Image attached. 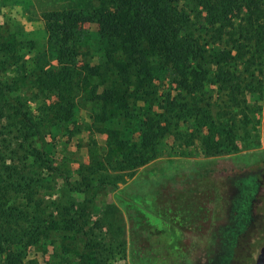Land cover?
Returning <instances> with one entry per match:
<instances>
[{
    "label": "trees",
    "instance_id": "obj_1",
    "mask_svg": "<svg viewBox=\"0 0 264 264\" xmlns=\"http://www.w3.org/2000/svg\"><path fill=\"white\" fill-rule=\"evenodd\" d=\"M262 4L263 0H96L88 8L50 15L47 21L54 27L57 49L66 59L44 62L26 75L50 101L43 99L46 109L38 118L13 93L14 83L9 81L7 69L20 51L18 42L12 35L1 36L0 202L22 213L23 202L35 195L42 178L38 169L51 160L40 140L45 127L63 130L67 139L82 128L105 134L103 145L96 140L87 144V164L79 165V180L72 182L68 174L48 166L64 179L69 191L84 194L106 185L100 170L143 165L158 155L164 138L176 139L182 129H193L190 142L203 156L237 151L240 131L255 126L263 100ZM84 43L93 47L92 59H79ZM82 110L87 113L86 123L79 122ZM12 139L16 151H22L18 159L8 155L15 152L7 149ZM186 139L180 138L177 147L187 146ZM261 163L257 180L262 183L264 160ZM233 170L234 166L218 164L196 177L208 183ZM12 200L22 205L12 207ZM55 209L64 223L59 228L62 237L74 240L65 231L84 236L81 258L93 259L90 255L99 244L91 230L103 227L102 219L85 229L89 212L84 201L68 200ZM117 210L106 204L103 214ZM34 217L46 222L39 211ZM56 223L53 217L44 232L56 231ZM108 227L115 235L123 234L115 222ZM243 236L240 240L246 241ZM10 244L0 224V258L14 264ZM235 252L241 254L238 247Z\"/></svg>",
    "mask_w": 264,
    "mask_h": 264
},
{
    "label": "rangeland",
    "instance_id": "obj_2",
    "mask_svg": "<svg viewBox=\"0 0 264 264\" xmlns=\"http://www.w3.org/2000/svg\"><path fill=\"white\" fill-rule=\"evenodd\" d=\"M95 2L0 0V39L1 36L12 35L20 49L7 69L9 81L14 83L13 93L30 106L36 118L46 109L43 99L50 101L33 87L35 82H28L26 75L30 69L42 68L44 62L56 64L66 59L57 49L59 45L52 32L54 27L48 24L47 18L55 13L88 8ZM79 50L82 52L79 59H92L95 54L93 47L87 43ZM86 114V110L81 111L79 122H87ZM256 120L254 129L248 126L247 131H240L241 138L236 139L239 144L237 151L211 157L195 150L196 145L190 142L189 135L193 129H188V124H185L187 129H182L176 139L169 136L164 138L159 145L158 155L145 164L125 170H100L99 174L104 175L106 185L85 194L69 191L64 179L55 171L48 170V166L65 172L72 182L79 180V165L87 164V144L96 140L97 144L103 145L105 134L82 128L67 139L63 130L45 127L40 140L51 160L49 163L43 162L41 168L33 163L34 167L39 168L42 178L38 183L41 185L31 201L26 200L23 205L20 200L9 203L12 207L22 205V213L16 209L10 211L6 207L8 203L0 202V224L5 237L10 238L13 263L255 264V257L248 256L247 262L243 260L246 256L242 258L245 253L251 255L250 250H258V255L264 260V182H256L264 160V77L263 100ZM183 137H187L188 145L177 147L176 143ZM7 149L15 151L8 155L16 159L23 156L22 151H16L15 139ZM182 151L183 154L180 153ZM28 160L31 162L33 158L29 155ZM218 164L234 166V170L224 177H212L208 183L196 177L199 171ZM68 200L75 204L87 203L89 220L85 229L92 227L96 219H102L104 223L103 227L91 230L92 234L97 235L99 248L92 250L90 256L93 259L87 262L81 258L85 237H76L72 231H65L74 239L67 241L59 233L64 223L55 208L67 204ZM106 204L115 205L117 212L104 215ZM38 211L41 220L46 218V222L34 217ZM49 214L52 216L49 217ZM256 214L260 217L259 221L254 222ZM53 217L57 221V232H44V226H49ZM111 221L122 226V235L110 231L108 223ZM252 222L255 226L249 230ZM257 223L261 224L255 230ZM243 234L246 241L242 240ZM120 241L123 243L119 246ZM237 247L240 255H236ZM0 264L9 263L0 258Z\"/></svg>",
    "mask_w": 264,
    "mask_h": 264
},
{
    "label": "flooded vegetation",
    "instance_id": "obj_3",
    "mask_svg": "<svg viewBox=\"0 0 264 264\" xmlns=\"http://www.w3.org/2000/svg\"><path fill=\"white\" fill-rule=\"evenodd\" d=\"M257 178V177H256ZM256 182L258 183V184H261V182H259L257 179H256ZM259 214V213H258ZM258 214H256V215H254V218H253V221L255 222V220H256V216H259ZM260 217V216H259ZM257 221H259V219H257ZM254 222H252V225L250 226V228H249V230H251L252 229V227L253 226H255L254 225ZM260 224L261 223H257V226H256V229L255 230H257L258 228H259V226H260ZM255 228V227H254ZM264 241V240H263ZM252 243V242H251ZM251 245H253V243L251 244ZM250 252H251V257H255V260H256V258L259 256L258 255V253H259V251L258 250H256V251H254V250H250ZM263 259V258H262ZM243 260H246V262H247V260H248V258H245V259H243ZM263 262H264V260H263Z\"/></svg>",
    "mask_w": 264,
    "mask_h": 264
},
{
    "label": "water",
    "instance_id": "obj_4",
    "mask_svg": "<svg viewBox=\"0 0 264 264\" xmlns=\"http://www.w3.org/2000/svg\"><path fill=\"white\" fill-rule=\"evenodd\" d=\"M255 264H264L263 259L261 256H258L255 260Z\"/></svg>",
    "mask_w": 264,
    "mask_h": 264
},
{
    "label": "crops",
    "instance_id": "obj_5",
    "mask_svg": "<svg viewBox=\"0 0 264 264\" xmlns=\"http://www.w3.org/2000/svg\"><path fill=\"white\" fill-rule=\"evenodd\" d=\"M262 12L264 14V0H263V4H262Z\"/></svg>",
    "mask_w": 264,
    "mask_h": 264
}]
</instances>
